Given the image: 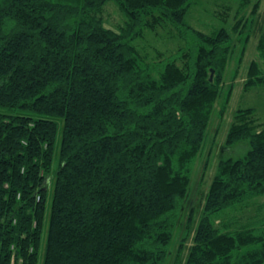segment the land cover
Segmentation results:
<instances>
[{"label":"trees","instance_id":"16d2710c","mask_svg":"<svg viewBox=\"0 0 264 264\" xmlns=\"http://www.w3.org/2000/svg\"><path fill=\"white\" fill-rule=\"evenodd\" d=\"M197 2L0 0V264H264V218L217 226L264 197L255 108L236 111L226 142L247 153L220 159L198 222L190 206L231 61L235 79L256 32L241 25L247 0L231 28H193ZM109 3L126 18L116 30ZM165 28L174 52L136 45ZM257 59L246 90L264 88V33Z\"/></svg>","mask_w":264,"mask_h":264},{"label":"rangeland","instance_id":"374dc122","mask_svg":"<svg viewBox=\"0 0 264 264\" xmlns=\"http://www.w3.org/2000/svg\"><path fill=\"white\" fill-rule=\"evenodd\" d=\"M241 1L242 0H198L197 4H195L187 15V22L193 28L205 33H211L215 28L218 29L226 25L228 28H231L235 23L234 18L236 9L240 6ZM247 3L248 7L246 6V8H243L242 14L240 15V20H242L241 25L252 20L256 32H254L248 44L246 58L243 63L244 68L242 67L243 69L238 76L235 75V79H233V73L237 71V56L231 61L223 93L234 83L236 87L233 99L225 109L223 106V98L217 103L205 148L199 156L195 166L192 179L193 201L190 206L194 207L193 210L195 211L196 222L200 220L201 205L199 204H201L208 192L210 183L216 174L220 159L225 157H240L248 151L249 147L246 142H241L233 148H229L226 144L236 111L240 107H253L257 111L256 117H259V122L264 124V88L258 87L252 90H246L244 88L246 66L253 60H258L257 46L260 35L264 33V0H247ZM258 5L259 7L254 9ZM224 10H226L227 14V24L220 21L216 15L218 12L220 13ZM102 17L106 27L113 30L124 25L126 21L124 14L114 3H109L104 8ZM170 30L172 31V29ZM171 35L168 28H165V30L159 29L157 31L149 30L146 32V36L143 40L136 41V45H139L141 49L144 47L145 51L151 53V57L153 55V57H155L158 51H164L170 54L180 45L178 38H172ZM240 47L241 45L238 42V49H240ZM260 130L261 128L258 129V131ZM207 160L209 162L205 167V162ZM261 218H264V197L254 198L249 200L247 204L225 211L217 220V226L220 225V221H223L226 223L231 222L230 224L237 227L249 222L253 223ZM12 264H15V260L12 261Z\"/></svg>","mask_w":264,"mask_h":264},{"label":"water","instance_id":"95a60500","mask_svg":"<svg viewBox=\"0 0 264 264\" xmlns=\"http://www.w3.org/2000/svg\"><path fill=\"white\" fill-rule=\"evenodd\" d=\"M213 74H214V73L212 72V76H211V78H213Z\"/></svg>","mask_w":264,"mask_h":264}]
</instances>
